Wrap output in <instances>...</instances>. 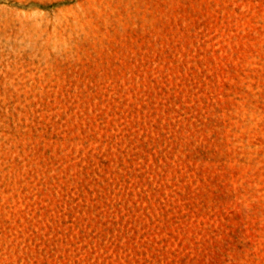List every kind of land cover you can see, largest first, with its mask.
<instances>
[{"label":"rangeland","instance_id":"obj_1","mask_svg":"<svg viewBox=\"0 0 264 264\" xmlns=\"http://www.w3.org/2000/svg\"><path fill=\"white\" fill-rule=\"evenodd\" d=\"M0 264H264V0H0Z\"/></svg>","mask_w":264,"mask_h":264}]
</instances>
